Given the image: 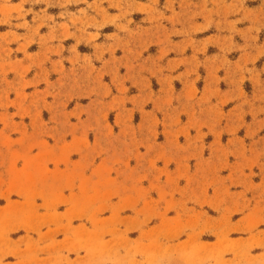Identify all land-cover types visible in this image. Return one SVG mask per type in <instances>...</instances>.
<instances>
[{"label": "rangeland", "instance_id": "rangeland-1", "mask_svg": "<svg viewBox=\"0 0 264 264\" xmlns=\"http://www.w3.org/2000/svg\"><path fill=\"white\" fill-rule=\"evenodd\" d=\"M241 3L0 0V264H264L258 71L156 74L167 26Z\"/></svg>", "mask_w": 264, "mask_h": 264}, {"label": "crops", "instance_id": "crops-1", "mask_svg": "<svg viewBox=\"0 0 264 264\" xmlns=\"http://www.w3.org/2000/svg\"><path fill=\"white\" fill-rule=\"evenodd\" d=\"M262 2L242 0L240 11L230 20H225L234 22L231 29L222 25L216 26V18L212 15L210 16L212 22L203 18L189 20L181 25L167 26L168 37L164 39H169L171 45L165 41L166 45L157 48L158 54L162 55L161 62H157L160 64L157 76H160L164 83L178 81L182 86L195 85L197 77L193 73L203 67L205 69L204 86L216 87L221 83L217 71L222 68L228 81L233 77L237 78L239 69L243 71L255 69L260 75L259 79L264 90V5ZM257 29L262 31L261 37L256 33ZM15 31L17 30L12 25L4 26V23L0 21V36L13 37ZM17 33L22 34V32ZM258 38L260 40L256 41ZM233 92L231 88L220 90V94L225 98L233 95ZM218 102L222 105L230 100L227 99L223 103L220 99ZM257 105L260 106V103Z\"/></svg>", "mask_w": 264, "mask_h": 264}]
</instances>
